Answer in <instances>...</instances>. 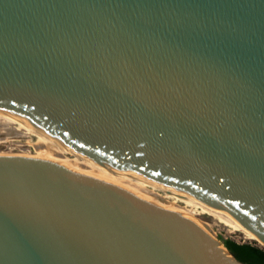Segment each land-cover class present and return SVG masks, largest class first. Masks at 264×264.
I'll use <instances>...</instances> for the list:
<instances>
[{"label": "water", "instance_id": "obj_1", "mask_svg": "<svg viewBox=\"0 0 264 264\" xmlns=\"http://www.w3.org/2000/svg\"><path fill=\"white\" fill-rule=\"evenodd\" d=\"M0 127L184 192L264 242V0H0ZM181 212L0 151V264H244Z\"/></svg>", "mask_w": 264, "mask_h": 264}, {"label": "bare ground", "instance_id": "obj_2", "mask_svg": "<svg viewBox=\"0 0 264 264\" xmlns=\"http://www.w3.org/2000/svg\"><path fill=\"white\" fill-rule=\"evenodd\" d=\"M6 129L8 128L0 127V130L2 131L7 132ZM8 130H13V129H8ZM14 132H20L22 134L33 133V132H25V131H19V130H14ZM33 134L36 135L37 137V140H35V142H37L36 144L41 145L44 148V152L46 151L48 152L49 150L50 151L52 150L54 151V153L52 154H55L57 147L58 148L66 147L70 151L76 152V155L72 157H64L60 159L69 161L83 169H86L92 173H95L99 176H102L106 179L116 182L117 184L127 188L128 190L138 194L139 196L149 201H152L153 203H156L158 205H161L167 208L175 209L181 212L183 215L191 218L194 221L195 219L192 216V212L195 211L197 207L199 211L205 212L211 215L214 219L222 222V224H225L229 228V230H239L246 237L253 238L257 240L259 243L264 244V242L260 238H258L254 232H252L247 227L242 225L235 218L219 216L218 214H216L215 212L207 208L205 205H203L202 203L194 199L192 196L184 192H181L171 186L160 184L153 180L147 179L136 173L126 171L118 167L112 166L110 164H107L101 160H98L85 153H82L72 148L71 146H68L66 143L62 142L60 139H58L55 136H52L51 134H47V133H33ZM53 157L59 158V156H53ZM154 189L161 190L163 192L162 196H167V195L173 196L174 198L179 199L183 203L177 204L174 200L164 199L162 198V196H158L159 194L156 193ZM195 222L201 225L199 221H195Z\"/></svg>", "mask_w": 264, "mask_h": 264}, {"label": "rangeland", "instance_id": "obj_3", "mask_svg": "<svg viewBox=\"0 0 264 264\" xmlns=\"http://www.w3.org/2000/svg\"><path fill=\"white\" fill-rule=\"evenodd\" d=\"M6 130L7 132L0 130V151L36 152L52 156H59V158L72 157L76 155V152H72L66 147H57L55 154H52L54 153L52 150H49L48 152L46 151V153L44 152V148L41 145L36 144L37 142H35V140H37V137L33 133L22 134L20 132H14V130ZM154 191L159 194H157L158 196H162L163 194L161 190L154 189ZM162 198L174 200L177 204L183 203L179 199L169 195L162 196ZM192 216L194 217L195 221H199V223L207 230V232L219 242H222V237H228L237 242H250L264 248V244L259 243L253 238L246 237L239 230H229L225 224H222V222L214 219L211 215L199 211L197 207L195 211L192 212Z\"/></svg>", "mask_w": 264, "mask_h": 264}, {"label": "trees", "instance_id": "obj_4", "mask_svg": "<svg viewBox=\"0 0 264 264\" xmlns=\"http://www.w3.org/2000/svg\"><path fill=\"white\" fill-rule=\"evenodd\" d=\"M221 241L244 264H264V248L250 242H237L228 237H222Z\"/></svg>", "mask_w": 264, "mask_h": 264}]
</instances>
